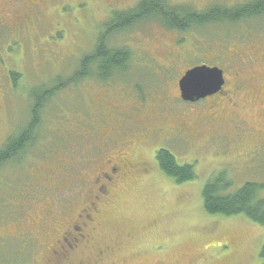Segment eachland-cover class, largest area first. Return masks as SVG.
<instances>
[{
  "label": "rangeland",
  "instance_id": "obj_1",
  "mask_svg": "<svg viewBox=\"0 0 264 264\" xmlns=\"http://www.w3.org/2000/svg\"><path fill=\"white\" fill-rule=\"evenodd\" d=\"M102 1L99 7L110 2ZM134 1L118 3L132 5ZM249 1L169 3L203 11L212 6L235 8ZM103 14L92 2L83 12L72 5L58 17V23L45 24L38 38L0 41V147L28 126L32 91L42 86L51 88L61 80L57 83L59 91L44 105L35 145L21 159L0 167V264H42L38 245H29L24 236H18L17 241L12 235L16 219L19 222L25 212L34 213L43 203L55 199L56 215L63 220L85 202L86 190L88 194L98 169L95 158L101 157L95 155L100 140L93 133L90 117L96 118L87 101V93L95 92L97 87L85 81L72 85L68 80L78 70L79 60L94 50L96 21ZM51 19L55 20L54 15ZM256 24H217L183 33L152 20L116 34L109 39L108 47L127 52V69L110 78V86L100 85V90L140 95L145 100L144 117L150 124L170 127L179 119L180 110L190 114V119L202 121L209 102L184 105L179 99V79L195 65H224L229 46L242 44L245 32L264 28V23L263 27ZM12 72L19 75L16 81L11 80ZM108 120L114 121V114L110 113ZM208 139V133L203 131L189 148L185 139L149 137L147 146L139 148L136 155L146 160L152 168L150 173L137 186L118 193L108 209L102 207L98 231L83 257L84 264H95L98 257L94 251L105 247L115 248L116 252L101 264H151L154 257L145 251L154 248H167L168 262L184 264L185 255L193 259L191 254L204 252L207 245L223 247L227 236L238 240L235 264L262 263L259 253L264 244V225L242 215H208L202 206V189L212 176L225 172L233 183L231 191L246 183L255 184L259 187L258 198L264 200V164L220 169L221 156L212 160L211 150L219 154L221 150L211 149L206 144ZM159 149L168 150L181 165H193L196 178L178 185L166 177L155 161ZM236 159L242 161L245 157ZM47 175L54 189L44 183Z\"/></svg>",
  "mask_w": 264,
  "mask_h": 264
},
{
  "label": "flooded vegetation",
  "instance_id": "obj_2",
  "mask_svg": "<svg viewBox=\"0 0 264 264\" xmlns=\"http://www.w3.org/2000/svg\"><path fill=\"white\" fill-rule=\"evenodd\" d=\"M109 1L108 5L99 7L102 0H0V41L34 40L45 28V24L50 25L51 21L58 23V17L66 13L67 7L74 5L75 9L83 12L89 2L93 3L97 11L104 12L103 18L96 21L97 40L105 33L104 26L115 15L134 11L142 2L136 0L132 5H126L118 3L124 0ZM254 1L256 0L244 2L240 6H249ZM262 1L264 0L252 5L260 10L255 17L239 23H260L263 27ZM53 15L55 20L51 19ZM73 21L75 22V18ZM258 28L255 33L245 32L242 44L226 49L224 65L200 64L222 70L224 85L219 92L196 103L183 102L179 92V99L186 106L209 102L202 121L190 119V114L180 110L181 114H177L179 119L170 127L150 124L144 117L145 100L140 95L129 92L123 95L111 93L109 88L100 90V85L110 86L109 80L101 81L92 74L85 77L82 81L97 87L95 92L90 90L87 93V101L89 109L93 106L96 118L94 120L90 117L94 123L93 133L100 140V147L95 146V155H101L99 159L95 158L98 169L89 183L91 187L88 194L86 190L85 202L72 216L62 220L56 215L58 203L55 199L48 200L47 204L43 203L34 213L25 212L19 222L16 219L12 234L16 235L14 238L18 241V236H24L29 245H38L42 264H84L83 257L88 253L98 231L102 207L108 209L118 193L129 186H137L150 173L152 168L146 160L136 155L139 148L143 150L147 146L149 137H162L163 140L185 139L189 148H192L197 143L199 134L204 131L209 135L206 144L211 149L221 150V154L211 150L212 160L221 156L220 169L264 164L261 156L264 155V28ZM177 88L179 91L178 83ZM110 113L114 114V121L108 120ZM184 145L188 148L187 144ZM239 157L245 159H236ZM44 179V183L54 189L51 186L54 185L52 179L48 175ZM224 242L226 245L220 248H216L215 244L207 245L204 252L191 254L194 255L193 259H190V255H185L184 264H235L238 240L227 236ZM94 252L98 257L94 263L101 264L107 256L115 254L116 249L105 247ZM145 252L154 257L151 264H180L178 261L166 260L167 248H154Z\"/></svg>",
  "mask_w": 264,
  "mask_h": 264
},
{
  "label": "trees",
  "instance_id": "obj_3",
  "mask_svg": "<svg viewBox=\"0 0 264 264\" xmlns=\"http://www.w3.org/2000/svg\"><path fill=\"white\" fill-rule=\"evenodd\" d=\"M257 2L259 0L249 6L235 8L212 6L203 11H196L188 6H172L169 0H142L134 11L115 15L113 20L104 26L105 33L95 41L94 50L79 60L78 70L68 83L78 84L91 74L101 81H107L127 69V52L108 47L109 39L116 34L130 31L135 26L152 20L158 21L169 30L183 33L189 29H201L219 23L237 24L259 13L260 10L252 6ZM10 77L12 81H16L19 75L12 72ZM60 81L57 80L51 88L42 86L32 91L29 124L18 135L8 138L0 147V167L21 159L27 149L35 145L39 138L44 105L59 91L57 83ZM155 161L159 170L178 185L196 178L193 165L179 164L166 149H159L155 153ZM232 184L225 172H220L207 180L202 189V206L205 213L225 217L242 215L255 224L264 225V200L258 198L259 187L246 183L239 189L231 191ZM259 257L262 260L261 264H264V244Z\"/></svg>",
  "mask_w": 264,
  "mask_h": 264
},
{
  "label": "water",
  "instance_id": "obj_4",
  "mask_svg": "<svg viewBox=\"0 0 264 264\" xmlns=\"http://www.w3.org/2000/svg\"><path fill=\"white\" fill-rule=\"evenodd\" d=\"M224 85L223 72L207 65L188 69L178 81L180 98L185 103H196L219 92Z\"/></svg>",
  "mask_w": 264,
  "mask_h": 264
}]
</instances>
